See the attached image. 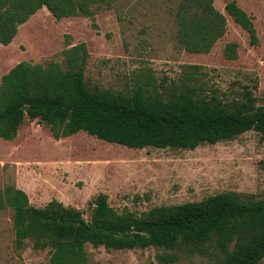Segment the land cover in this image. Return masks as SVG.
<instances>
[{
  "label": "trees",
  "instance_id": "trees-1",
  "mask_svg": "<svg viewBox=\"0 0 264 264\" xmlns=\"http://www.w3.org/2000/svg\"><path fill=\"white\" fill-rule=\"evenodd\" d=\"M118 0H0V45L9 46L38 11L46 8L57 21L94 18ZM226 13L258 44L254 19L236 1ZM177 45L190 54L208 55L227 33L226 17L214 0H183L175 14ZM236 44L224 55L237 59ZM64 63L21 62L0 83V139L13 141L29 121L47 125L61 140L87 133L109 144L192 151L204 145L234 141L248 132L264 136V106L250 92L225 101L204 81L203 68L183 66L179 80L150 94L147 85L124 94L90 87L86 79L89 52L85 43L63 52ZM27 106L25 112L22 107ZM14 211L15 242L31 240L35 251L49 249V263L93 264L87 246L108 251L161 249L209 257L211 264H261L264 260V199L244 201L234 193L203 201L157 207L136 216L119 214L106 194L92 202L90 220L81 211L53 200L31 206L14 187L0 191V209ZM174 264L175 253L157 255Z\"/></svg>",
  "mask_w": 264,
  "mask_h": 264
},
{
  "label": "rangeland",
  "instance_id": "rangeland-1",
  "mask_svg": "<svg viewBox=\"0 0 264 264\" xmlns=\"http://www.w3.org/2000/svg\"><path fill=\"white\" fill-rule=\"evenodd\" d=\"M183 0H118L94 18L55 20L46 9L19 27L14 45H0V83L19 63L63 64V52L85 43L90 55V87L124 94L147 85L150 94L179 80L183 66L203 68L204 81L231 102L250 92L264 106V0H214L227 20V33L208 55L190 54L177 45L175 14ZM236 1L254 19L258 44L226 13ZM236 44L237 59L224 51ZM24 191L31 206L53 200L81 211L90 220L92 202L106 194L119 214L141 216L154 208L203 201L234 193L244 201L264 199V136L248 132L234 141L192 151L133 150L79 133L56 140L45 124L29 121L13 141L0 139V191ZM93 264H160L157 255L175 253L174 264H211L209 257L161 249L108 251L87 246ZM49 249L35 251L28 240L15 242L14 211L0 209V264L49 263ZM261 264H264V260Z\"/></svg>",
  "mask_w": 264,
  "mask_h": 264
},
{
  "label": "crops",
  "instance_id": "crops-1",
  "mask_svg": "<svg viewBox=\"0 0 264 264\" xmlns=\"http://www.w3.org/2000/svg\"><path fill=\"white\" fill-rule=\"evenodd\" d=\"M18 34H19V32H18ZM17 37H18V35H17ZM17 37L15 38V40L13 41V43L11 45L15 44ZM11 45H9V47H12Z\"/></svg>",
  "mask_w": 264,
  "mask_h": 264
},
{
  "label": "water",
  "instance_id": "water-1",
  "mask_svg": "<svg viewBox=\"0 0 264 264\" xmlns=\"http://www.w3.org/2000/svg\"><path fill=\"white\" fill-rule=\"evenodd\" d=\"M22 109H23L25 112L28 111V107H27V106L22 107Z\"/></svg>",
  "mask_w": 264,
  "mask_h": 264
}]
</instances>
